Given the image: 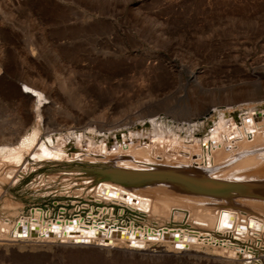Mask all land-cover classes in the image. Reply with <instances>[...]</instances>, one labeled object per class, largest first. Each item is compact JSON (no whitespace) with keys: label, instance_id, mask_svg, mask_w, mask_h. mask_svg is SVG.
<instances>
[{"label":"rangeland","instance_id":"1","mask_svg":"<svg viewBox=\"0 0 264 264\" xmlns=\"http://www.w3.org/2000/svg\"><path fill=\"white\" fill-rule=\"evenodd\" d=\"M0 6L1 14L17 24L21 38L15 40L5 26L6 38L0 39L4 61L0 65V137L18 136L16 147L30 138L36 142L45 127L51 130L52 143H62L71 132L85 133L98 126L100 118L107 125L117 124L118 119L135 122L118 125L108 135L99 134V143L107 141L112 147L116 136L129 130L143 132L152 140L150 111H155L157 125L163 122L176 128L186 116L215 105L216 109L196 120L204 137L219 112L233 122L232 111L264 109V0H0ZM28 40L41 53L39 61L27 55L29 61L22 62L23 41ZM53 49L60 60L52 59ZM188 68L199 74L203 88H194L196 92ZM38 72L51 90L46 92L50 101L37 116L31 110L32 99L25 98L24 86L15 77L34 80ZM230 101L236 103L224 105ZM140 138L137 134L136 141ZM74 149L68 141L65 150ZM51 166L39 172H49ZM85 179L73 177L58 185L47 177L23 180L10 188V194L23 204L10 213L3 206L8 196H1L0 218L17 219L18 211L29 214L32 206L54 210L63 206L69 218L92 191L68 196L65 184ZM12 245L0 246V264H237L176 252L160 244L153 245L157 251L152 254L93 244Z\"/></svg>","mask_w":264,"mask_h":264},{"label":"bare ground","instance_id":"2","mask_svg":"<svg viewBox=\"0 0 264 264\" xmlns=\"http://www.w3.org/2000/svg\"><path fill=\"white\" fill-rule=\"evenodd\" d=\"M1 13L0 6V39L5 40L4 27L7 26L10 30L7 33L21 41L17 35V24ZM23 42L25 54L22 62L29 61L27 55L39 61L41 53L33 42ZM53 50L50 51L51 57L58 60V53ZM2 62L0 59V65ZM187 71L193 90L203 88L199 74L189 68ZM40 74L42 72L35 75V81L15 77L24 86L22 92L26 94L25 98L32 99V109H29L37 116L40 107L50 101L46 95L49 86ZM235 103L230 101L224 105ZM216 107L208 106L186 116L176 128L163 122L157 125L154 122L156 113L150 111L152 116L147 119L153 132L152 140H147L143 132L129 130L121 137L115 135L112 147L107 141L97 142L98 135L110 133L122 125H133L135 120L119 122L117 118V124L114 121L107 125L100 118L98 126L89 128L85 133L71 132L62 143L56 144L51 141L48 127L36 142L28 138L27 142L17 147L18 136L10 138L1 135L0 197L8 196L9 199H4L2 203L10 213H16V209L23 204L22 200L10 194V188L23 180L47 177L57 184L60 180L67 182L73 177H82L86 178L85 181L66 183L68 189L64 194L79 197L89 190L92 193L86 202L76 204V212L69 218L63 206L56 210L53 207L32 206L29 214H19L18 211L17 219L0 218V246L7 249L12 245L8 241H14L13 245L19 248L93 244L107 250L122 249L133 253H145L139 251L146 250V253L152 254L157 251L153 245L160 244L159 247L162 245L176 252L193 253L197 257H211L224 263L264 264V109L255 111L247 107L240 114L232 111L233 122L227 119L228 114L219 112L208 127L209 135L201 137L196 120ZM179 131L184 132L183 137ZM137 134L141 135L138 141ZM68 141L75 145L71 152L65 150ZM81 162L136 170L174 171L190 177L231 181L240 185L221 196L186 192L183 186L166 181L113 183L70 168L72 164ZM48 165H52L48 168L49 172H39ZM200 249L206 252L200 253Z\"/></svg>","mask_w":264,"mask_h":264},{"label":"water","instance_id":"3","mask_svg":"<svg viewBox=\"0 0 264 264\" xmlns=\"http://www.w3.org/2000/svg\"><path fill=\"white\" fill-rule=\"evenodd\" d=\"M72 169L88 172L95 179L108 180L113 183L134 184L149 180L166 181L183 186L186 192L202 193L209 195H227L236 190L237 182L222 181L210 178H195L174 171L136 170L118 167L110 164H91L81 162L72 164Z\"/></svg>","mask_w":264,"mask_h":264}]
</instances>
